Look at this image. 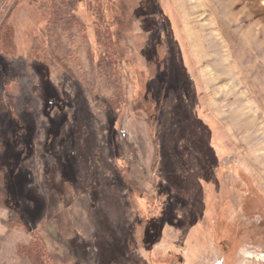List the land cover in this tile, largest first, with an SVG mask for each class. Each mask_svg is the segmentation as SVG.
Returning a JSON list of instances; mask_svg holds the SVG:
<instances>
[{
  "label": "rangeland",
  "instance_id": "obj_1",
  "mask_svg": "<svg viewBox=\"0 0 264 264\" xmlns=\"http://www.w3.org/2000/svg\"><path fill=\"white\" fill-rule=\"evenodd\" d=\"M75 1L85 31L61 0H0L14 29L6 51L0 39V128L27 133L12 166L0 153V264H33L19 247L34 232L53 264H264V0ZM171 69L201 136L174 143V182L152 143ZM20 186L29 216L10 203Z\"/></svg>",
  "mask_w": 264,
  "mask_h": 264
},
{
  "label": "trees",
  "instance_id": "obj_2",
  "mask_svg": "<svg viewBox=\"0 0 264 264\" xmlns=\"http://www.w3.org/2000/svg\"><path fill=\"white\" fill-rule=\"evenodd\" d=\"M23 0H14V4L13 6H16L18 4H20ZM37 1V0H35ZM75 0H61V7H64L67 10L66 15L69 17V19L73 20V22L79 26L80 30L85 31L87 25H85V22L80 20L78 18V14L77 12H74L75 10H77L76 5L74 4ZM34 2V1H33ZM58 6V5H57ZM8 7V5L6 4V6H4V8L1 7L0 9V14H2L5 9ZM12 10V8L10 9ZM51 14L53 13V7H51ZM74 12V13H73ZM12 17V12H9L8 9V13L6 14L4 21L2 22V25L0 28H2V35L0 36L3 42V51L8 49V44H10L12 38H13V34H14V29H13V25L11 22H9L10 18ZM97 24V23H95ZM98 26V25H97ZM96 30V29H95ZM101 35H103L104 41L105 43L108 44V49H114V44H113V37H112V33L110 31H105L104 33L102 32V29L100 27L97 28L96 30V42L97 45L100 43L101 41ZM85 37L87 38V35L85 33ZM10 48V47H9ZM176 55V53L174 54ZM112 60V59H111ZM111 60H107V56H104V58H101V62L102 64H105L107 69H109L110 71H114L113 74H116L115 72V68H113L112 65V61ZM173 60V66H175L176 64V57L174 56L172 58ZM45 67V65H42ZM105 67V68H106ZM12 68V67H11ZM14 68V67H13ZM10 70V69H8ZM172 71L169 72L164 80V85L162 87V92L160 94L159 97H156L157 101V116H156V122H157V131H156V138L155 140L152 138V143L155 145L156 150L157 151V158L159 159V163L157 165L158 169H157V175H163L165 176L166 180L170 181L172 180L174 181H179V180H183V170L180 168L181 166L177 163L173 162V153H175V142L177 140L181 141L184 140L186 142H190V143H194L197 144L200 140H201V136L197 134V128L194 127L192 128L191 125H189V123L192 120V114L190 112H185L184 110H182V107H184L185 105H183V102L185 103V101L187 102V104H191V89L189 86V82L187 80V78L182 75L181 73L178 74L176 73L173 69H171ZM41 70H37V75L39 76V78H41ZM4 77L6 78V76L4 75ZM10 84V80L7 78L6 83H5V92L4 94L7 93V88ZM51 86H49L46 90H44V92L46 93L45 95L42 94L43 100L45 101L46 104H51L53 101V98H55L56 96V89L54 88V86L52 85V83H50ZM39 89H42V85H39ZM118 91L119 94V90L120 87L116 89ZM116 91L114 94L113 99L115 100V98L117 97ZM119 99V98H117ZM116 99V100H117ZM116 102L112 103V102H108L107 103V107H108V111L109 112H115L116 111ZM51 107V106H50ZM52 108V107H51ZM50 108V109H51ZM119 107L117 106V109ZM51 111H48V114H50ZM116 122H117V115H114V120L112 121V123L110 124L109 128L113 130L114 125L116 127ZM178 128V133H176V130ZM6 133V131L4 130V128H0V153H5L7 151L8 148V152L5 153L7 154L6 158H7V162L5 161V163L8 164V161L11 162V166L14 163V159L12 157H15V152L13 151V145H15L16 143L18 144L19 141H24V139H26L27 137V133H26V128H20L18 131L13 132V130L8 131L7 136L8 139L6 140L5 138H3V135ZM55 131H51V135H54ZM121 141V140H120ZM196 141V143H195ZM20 144V143H19ZM26 145H24L25 147ZM22 148L23 150H25V148ZM177 147V146H176ZM185 153L188 155L190 150L189 149H185L184 150ZM178 152V150H177ZM183 156V154H182ZM20 163V162H19ZM71 164V163H70ZM5 165V164H3ZM167 166H169L167 169ZM7 169V168H6ZM187 169V168H186ZM2 170V176L5 174L4 168L1 169ZM187 170H191V169H187ZM11 171H13L11 169ZM187 171V172H189ZM13 175L11 176V180L12 182H22V178L20 177H15V175H21L18 173L17 170H14ZM21 187V186H20ZM167 188H165V191L168 192L171 191V186L167 185L165 186ZM11 188V198L9 197L11 204L13 205H17V207H19L20 211H25L26 215L29 216L31 211L28 209L32 203L34 204L35 202L32 201V199L29 198V196H27L23 191H22V187L21 188ZM170 193V192H169ZM7 199V198H6ZM15 202V203H14ZM12 205V206H13ZM38 206V205H37ZM25 209V210H24ZM27 210H29L27 212ZM34 234V241H32L30 244L25 245V246H21V248L19 247V249L27 255V257H29L30 261L33 264H53L52 262V256L45 251V248L43 246H45V244L43 243V239L38 235Z\"/></svg>",
  "mask_w": 264,
  "mask_h": 264
}]
</instances>
